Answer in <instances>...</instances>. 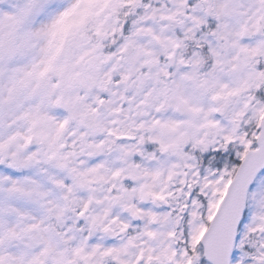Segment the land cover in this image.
<instances>
[{"label": "snow or ice", "instance_id": "obj_1", "mask_svg": "<svg viewBox=\"0 0 264 264\" xmlns=\"http://www.w3.org/2000/svg\"><path fill=\"white\" fill-rule=\"evenodd\" d=\"M0 264H264V0H0Z\"/></svg>", "mask_w": 264, "mask_h": 264}]
</instances>
